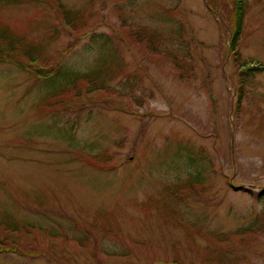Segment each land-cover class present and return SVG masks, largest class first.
<instances>
[{
	"label": "rangeland",
	"instance_id": "374dc122",
	"mask_svg": "<svg viewBox=\"0 0 264 264\" xmlns=\"http://www.w3.org/2000/svg\"><path fill=\"white\" fill-rule=\"evenodd\" d=\"M243 3L233 55V0H0L19 51L0 57V241L21 251L0 264H264V69L238 66H264V0Z\"/></svg>",
	"mask_w": 264,
	"mask_h": 264
},
{
	"label": "trees",
	"instance_id": "16d2710c",
	"mask_svg": "<svg viewBox=\"0 0 264 264\" xmlns=\"http://www.w3.org/2000/svg\"><path fill=\"white\" fill-rule=\"evenodd\" d=\"M247 5V4H246ZM246 5L243 3V0H233V6H232V9H231V12L229 13V15H227V19L230 23H233L234 26L232 27V30H231V33H232V39H231V45H230V50L232 51L233 55L236 54V51H237V48H238V45H239V37H240V34L242 33V24H243V20H244V12L246 9ZM66 16V15H65ZM7 40V39H6ZM5 38L0 35V57L3 56L5 57L7 60H12L11 58L12 57H15L17 55L16 51L19 52L17 50V46H16V42L15 41H6ZM22 53V52H20ZM25 57H26V60H27V65H24L22 66L23 69L25 71H28V72H32V73H36L37 75H40L44 78H51L53 77L54 75L60 73L59 71V60L57 63H55L56 65L53 67V69H41V70H37V71H34L33 68H31V64L36 62L37 59L41 56H39L37 53H32V52H29V51H25ZM235 61L234 62H237L238 61L236 59H234ZM51 70V71H50ZM251 72H247L246 74H241L239 76V80L241 81H245L247 79V76L250 75ZM105 75V73H103L102 76H94L95 79L98 81L97 84L93 85L94 83H92L91 81L87 80L86 78H83V81L90 85H92L91 88H88L87 89V92L88 93H92L94 91H97V90H101L103 88H106L107 86L105 85V82L103 81V76ZM81 79V78H76V77H72L69 81V86L65 89H60L58 91H55V92H52L53 95L49 96L50 98L53 97V96H56V95H59L61 93H63L64 91H69V88L71 86V88L75 85V83H77V81ZM242 88H239L238 89V98H237V104H240L241 102V99H242ZM239 109V107L237 108ZM242 191H249V190H246V189H241ZM257 197L258 198H264V189L262 191H260L259 193H257ZM13 230H16V229H13ZM1 245H3L2 243H0ZM12 246V245H11ZM18 248H16L15 246H12V247H0V253H19L21 252L20 250H17ZM172 264H181L179 262H175L173 261ZM204 264H224V263H214V262H208V263H204Z\"/></svg>",
	"mask_w": 264,
	"mask_h": 264
}]
</instances>
